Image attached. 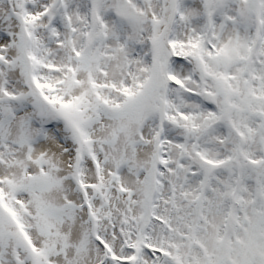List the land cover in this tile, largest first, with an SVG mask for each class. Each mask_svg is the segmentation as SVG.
Here are the masks:
<instances>
[{"label":"snow or ice","instance_id":"1","mask_svg":"<svg viewBox=\"0 0 264 264\" xmlns=\"http://www.w3.org/2000/svg\"><path fill=\"white\" fill-rule=\"evenodd\" d=\"M0 264H264V0H0Z\"/></svg>","mask_w":264,"mask_h":264}]
</instances>
